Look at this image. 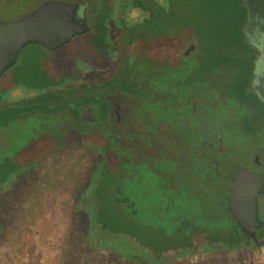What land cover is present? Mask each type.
<instances>
[{"label":"flooded vegetation","instance_id":"1","mask_svg":"<svg viewBox=\"0 0 264 264\" xmlns=\"http://www.w3.org/2000/svg\"><path fill=\"white\" fill-rule=\"evenodd\" d=\"M68 4L77 5L85 33L53 50L24 47L0 77L1 91L4 75L19 74L7 99L0 95V132L13 124L33 125L19 148L1 158L0 185L5 162L19 161L24 152L41 154L37 146L43 141L51 149L43 160L58 156L63 168L67 156L82 158L86 151L96 162L84 181L80 175L77 217L90 215L95 193L107 181L109 197L124 201L129 227L143 236L140 243L130 237L123 239L125 246L117 243L119 251H130L127 260L193 264L243 252L258 258L264 251V98L254 90L258 51L248 44L253 51L247 67L212 66L190 31L155 36L143 28L150 14L126 0ZM262 26L258 21L253 38ZM85 141L93 145L84 147ZM98 171L102 177L92 180ZM123 186L129 196L121 193ZM108 236L101 238L106 242ZM157 249L162 253L154 258ZM184 250L190 254L181 258Z\"/></svg>","mask_w":264,"mask_h":264},{"label":"rangeland","instance_id":"2","mask_svg":"<svg viewBox=\"0 0 264 264\" xmlns=\"http://www.w3.org/2000/svg\"><path fill=\"white\" fill-rule=\"evenodd\" d=\"M73 1L0 0V21L17 20L45 2L71 3ZM174 1L179 2L184 9H191L193 6V0ZM16 75L19 74L13 71L4 75V86L0 91L2 100H6L12 91L10 84ZM32 126L18 123L0 132V160L3 156L2 159L10 157L13 148H19L18 143L23 135L30 133ZM13 138L15 140L12 143ZM6 141L10 143L6 145ZM43 142L40 145L45 144V141ZM45 145L46 150L51 154L50 146ZM44 157L45 152L38 157L39 162H31L28 166H16L14 170L9 166L5 168L7 178L0 185V225L5 224L4 231L0 232V264H135L125 258L129 251L127 248L123 253L117 248L119 247L117 243L120 242L125 246V240H109L110 236H108V240L104 242L101 238L103 235L100 237L98 232L91 234V230L89 231L91 214L80 213L77 217L76 195L81 185L80 175L84 174L82 179L84 181L92 170V164L96 162V156L86 151L82 158L81 155H69L64 168L60 166L63 161L59 162L58 156L47 161L43 160ZM41 164L43 167L37 169V166ZM94 175L92 180L98 176L102 177V172L98 171ZM127 186L121 188V193L129 196ZM106 189L108 190V185ZM92 191L85 192L83 200L88 201ZM137 196H139L138 192ZM137 203L140 207V200H137ZM85 204L86 208L84 207L81 212L90 208V202ZM106 209L112 215L115 212L110 204ZM122 214H126L124 209ZM139 215L141 216V211ZM98 244L109 247L111 250L115 249L116 252L97 246ZM169 256L168 259L172 261L171 255ZM216 258L217 256L210 257L211 261L209 257L206 261L202 258L200 263L194 261L193 264H207L206 262L208 264L209 262L211 264H224V262L226 264H264V251L258 258L246 252L232 256L227 261L224 259L217 261ZM173 264L190 263L182 260Z\"/></svg>","mask_w":264,"mask_h":264},{"label":"trees","instance_id":"3","mask_svg":"<svg viewBox=\"0 0 264 264\" xmlns=\"http://www.w3.org/2000/svg\"><path fill=\"white\" fill-rule=\"evenodd\" d=\"M126 1L131 8H137L150 14L149 19L151 20H147L143 24V28L149 30L153 35L174 37L188 34L190 31L197 46H199L198 49L208 53L207 57L212 66H248L247 61L251 59L250 52L253 50L244 39L242 31L246 22V10L242 0H193L191 9H184L179 2L174 0H162L161 2L157 0ZM215 8H217L216 11ZM249 75H244L245 82ZM92 145L93 143L89 141H85L83 144L84 147H91ZM45 146V144L38 145L37 149H41L43 153L46 150ZM40 155L39 150H37L24 152L19 161L14 162L12 159H8L5 162L4 170L1 172L3 179L7 178L5 173L7 166L13 167L12 170L16 166H28L31 162H38ZM104 178L105 180L108 179L107 177ZM104 187V191L95 193L98 195L97 203L90 208L89 230L93 233L98 232L100 235L107 232L113 239L118 238L121 241L130 237L139 243L142 242L143 236L138 227L132 225L130 228L129 219L122 214L124 201L112 200L109 197L106 192L107 181ZM109 204L115 211L113 215L106 209ZM4 228L5 224H1L0 232H3ZM119 252L123 253L122 250ZM151 252L154 253V258H158L162 253L160 249ZM189 254L188 250L179 252L181 258L187 257Z\"/></svg>","mask_w":264,"mask_h":264},{"label":"water","instance_id":"4","mask_svg":"<svg viewBox=\"0 0 264 264\" xmlns=\"http://www.w3.org/2000/svg\"><path fill=\"white\" fill-rule=\"evenodd\" d=\"M242 3L246 10L243 35L246 42L258 51L254 90L264 98V86H261L264 84V26L260 37L253 38V30L258 21H264V0H242ZM76 12L75 4L46 2L19 21L0 22V77L14 65L24 47L36 44L53 50L70 42L74 36L85 33V23L76 17ZM231 210L233 211L232 208ZM253 210L255 217L254 205ZM253 219L257 221L256 217Z\"/></svg>","mask_w":264,"mask_h":264}]
</instances>
